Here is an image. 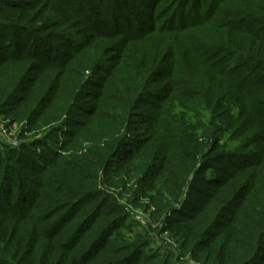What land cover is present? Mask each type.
Instances as JSON below:
<instances>
[{
  "label": "trees",
  "instance_id": "16d2710c",
  "mask_svg": "<svg viewBox=\"0 0 264 264\" xmlns=\"http://www.w3.org/2000/svg\"><path fill=\"white\" fill-rule=\"evenodd\" d=\"M0 118V264H264V0H0Z\"/></svg>",
  "mask_w": 264,
  "mask_h": 264
},
{
  "label": "rangeland",
  "instance_id": "374dc122",
  "mask_svg": "<svg viewBox=\"0 0 264 264\" xmlns=\"http://www.w3.org/2000/svg\"><path fill=\"white\" fill-rule=\"evenodd\" d=\"M9 124H10V121H4L2 118H0V141L2 140V137H1V135L3 133L2 128H4L6 131L10 130L9 132L12 134V136L18 138L17 137V128L15 126H11V125L9 126ZM14 143L18 144L19 142L15 141L14 139H11L8 146L13 147ZM13 148H15V147H13ZM133 213L135 215V218H137V219L143 216L142 211H140V210H134ZM193 264H194V262H193Z\"/></svg>",
  "mask_w": 264,
  "mask_h": 264
},
{
  "label": "built area",
  "instance_id": "2783aa9c",
  "mask_svg": "<svg viewBox=\"0 0 264 264\" xmlns=\"http://www.w3.org/2000/svg\"><path fill=\"white\" fill-rule=\"evenodd\" d=\"M2 140L0 141V143H4V144H9L11 139H14L15 141H18L19 143H14L13 147H18L20 145V140L14 136H12V134L9 132L10 130H5L4 128H2ZM4 139V140H3Z\"/></svg>",
  "mask_w": 264,
  "mask_h": 264
}]
</instances>
